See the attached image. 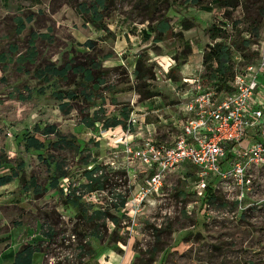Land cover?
<instances>
[{
    "label": "rangeland",
    "instance_id": "1",
    "mask_svg": "<svg viewBox=\"0 0 264 264\" xmlns=\"http://www.w3.org/2000/svg\"><path fill=\"white\" fill-rule=\"evenodd\" d=\"M96 1L0 0V55L5 57L0 58V158L6 160L0 175L17 169L22 161L25 181L33 177L38 191L26 189L18 180L0 186V264L11 261L15 245L28 236L27 243L42 247L47 264H264V163L254 172L253 187L241 204L224 187L215 191L217 199L204 202L194 168L181 163L165 177L158 194L144 198L137 207L134 199L144 182L137 172L142 167L123 158L120 151L112 158L108 143L123 136V131L115 128V135H107L83 124L94 110L111 118L127 107L135 109L139 119L133 132L123 129L132 145L139 141L133 143V135L143 137L148 129L158 139L171 140L180 131L191 94L192 85L184 78L203 82L206 73L201 60L210 43L208 28L226 24L221 40L234 42L231 60L242 67L264 45V14L258 9L264 0H237L235 8L227 9L228 15L212 0H203L211 11L185 0H156V4L153 0H104L98 7ZM94 7L100 14L98 20H92ZM162 14L171 29L156 42L148 26ZM18 17L25 22L20 33L16 32ZM184 20L192 25L186 30L181 26ZM31 31L48 34L36 39L34 62L23 58ZM88 39L93 48L84 45ZM242 39L249 43L243 46ZM11 45L15 53L9 52ZM106 54L108 59L101 61L105 82L94 103L78 93L63 110L48 90L46 94L35 91L34 87L48 82L35 77L36 66L69 60L85 63L92 56L100 60ZM139 54L147 57L155 74L146 81L157 92L149 99L141 100L135 90L133 67ZM49 82L53 88L82 89L79 75ZM36 124L40 128L55 125L58 135L74 140L73 144L54 143L58 136L35 132ZM27 132L52 144L40 151L25 149L22 136ZM112 159L120 167L108 165ZM55 163L64 167L74 186L83 182L88 164H99L105 175L99 203L92 206L82 200L83 210L65 204L62 178L58 188L48 187ZM118 194L127 203L116 209L112 199ZM94 207L107 210L119 223L87 220ZM48 232L51 235L46 237Z\"/></svg>",
    "mask_w": 264,
    "mask_h": 264
},
{
    "label": "built area",
    "instance_id": "2",
    "mask_svg": "<svg viewBox=\"0 0 264 264\" xmlns=\"http://www.w3.org/2000/svg\"><path fill=\"white\" fill-rule=\"evenodd\" d=\"M262 72L264 45L254 62L246 63L234 72L232 89L223 95L199 78H184L183 81L192 85L191 97L185 104L180 131L171 140L158 139L148 129L143 137L134 134L133 143H136L135 139L139 141L132 145L125 135V132H131L117 127L124 135L108 142L111 143L112 158L120 151L123 158L134 160L142 167L137 173L144 176V182L139 185L135 206L138 207L144 198L158 194L165 177L181 163L194 168L198 188L204 190V195L208 186L213 191L224 187L239 204L243 202L253 187L254 172L264 163V104L259 101L264 96L259 94L258 81ZM135 112L134 109L130 116V125L134 127L139 122ZM100 132L115 135V129ZM118 146L120 150L116 149ZM107 164L120 167L115 159ZM82 181L88 182L85 178ZM70 186H74L70 178H62L64 194L70 192ZM79 186L80 182L75 186L77 195L92 205L99 203V189L86 191L80 190ZM112 200L117 202V198Z\"/></svg>",
    "mask_w": 264,
    "mask_h": 264
},
{
    "label": "trees",
    "instance_id": "3",
    "mask_svg": "<svg viewBox=\"0 0 264 264\" xmlns=\"http://www.w3.org/2000/svg\"><path fill=\"white\" fill-rule=\"evenodd\" d=\"M104 0H97V7L98 5H102ZM166 1V0H163ZM186 2L190 3L194 6H199L201 9L206 11H211V6L204 5L203 0H185ZM159 3V2H157ZM214 6L224 9L226 15L229 14L228 8H235L238 5L237 0H212ZM153 4H156V0H153ZM97 7H94L93 14L94 18L92 20H98L100 18V14L97 10ZM259 12L264 14V3L258 7ZM31 17H28L26 21H30ZM16 32L20 33L25 28L24 19L18 17L16 19ZM258 25V21L256 23ZM181 26L184 30L190 28L192 25L185 20L181 22ZM103 29L108 30L107 26H103ZM148 29L151 32H154V36L152 38L153 41L159 42L163 39L164 35L170 31L171 26L167 21L166 15L162 14L159 18L156 19V22L153 25H149ZM226 31V24L223 23L221 25H211L208 28V37L210 39V43L206 45L202 52V65L205 67L206 73L204 74L203 82L211 85L217 93L223 95L225 92L230 91L231 88V80L233 74L236 70L240 69L238 65H233L231 60L232 53L231 49L234 45V42L227 43L222 41L221 39L224 37V32ZM255 35L257 36V27L254 30ZM150 32H147L149 34ZM45 38L48 37L46 33H37L34 31L30 32L29 40H28V49L27 53L23 58L29 62H34V57L37 54L35 41L37 38ZM249 43L248 39H242L243 46H246ZM84 45L88 48H93L94 44L91 39H88L84 42ZM188 46V44H187ZM189 50V49H188ZM16 47L11 45L9 47L10 53H15ZM257 51V50H256ZM255 58L252 60H248L245 62H254L257 54L253 52ZM109 55H103V59H96L95 57H90L89 60L85 63L81 62H74L73 60H69L62 65H56L54 63H47L43 67L36 66L34 68L33 73L35 77L42 81H48L46 84H42L40 86L34 87L37 94H46L47 90L49 94L59 101V107L61 109H65L68 106V100H74L78 97V93H82L83 96L87 99L89 103L93 102V97L97 94V91L100 90L101 85L105 82L104 75L106 73V69L102 67L101 61L108 59ZM1 59H5L3 54L0 55ZM147 57L139 54L134 62L133 67V75L136 80L135 90L138 92L139 98L142 99H149L157 95V92L148 88V83L146 82L149 79H154V72L152 67L146 63ZM175 65H178L176 63ZM70 75H79V85L82 86L80 91H77L76 88L70 89H61V88H53V83L49 84L50 80H66L69 78ZM142 88V90L138 88ZM101 97V96H100ZM67 99V101H64ZM100 109V107L98 108ZM134 109L123 107L118 116H114L111 118L102 117L98 115L99 110H94L92 116L89 119L83 120V124L85 127H94L98 128V131L104 129H115L117 127H121L122 129L129 130V132H133L134 126L130 125V116ZM35 132L49 135L55 134L58 136V140L54 143L56 144H64V145H72L74 140L67 139L66 136H59L58 130L55 125L47 124L43 128H40L38 124H36L33 128ZM99 135V134H98ZM22 141L25 149H33V150H43L48 145L52 144L51 141H45L37 136L34 133H24L22 136ZM48 158H46L47 161ZM48 162V161H47ZM6 163L5 158H0V167ZM49 163V162H48ZM88 163V162H85ZM83 172V178L87 179L88 182H80V186L78 187L80 190L91 191L95 189H102L103 183L105 181V175L100 173L101 166L99 164H93L89 166ZM24 168L23 162L18 163L17 169H13L11 172L7 174L0 175V186L8 184L14 180H18L23 183V187L26 189L32 187L36 193L38 191L35 189V181L33 177H30L29 182L27 183L22 175ZM54 173L50 177V181L48 183V187L51 189L58 188L59 186V179L64 177H69L68 172L64 169V167L59 164L55 163L53 166ZM70 192L68 194H64V203L68 204L72 207H76L78 209H82L81 201L83 200L81 196L76 194L77 188L75 186H70ZM216 190L213 191L210 186L206 188L205 195L203 197L204 202L207 204L213 202L217 199V195L215 193ZM117 198L119 201L113 204L114 208H120L126 202V197L122 194H118ZM246 200L244 198L243 202ZM84 201V200H83ZM86 203H88L86 201ZM89 204V203H88ZM93 206V205H92ZM95 208V207H94ZM96 210L92 211L91 214L87 215V220L94 222L97 219L102 220L105 222L106 219H109L113 225H117L119 223V219L109 214V212L105 209L95 208ZM95 223V222H94ZM102 225V224H101ZM156 232L159 231V228L154 227ZM51 233H45V236H50ZM9 236V235H8ZM35 252H43L42 247L36 243H26L19 247V249L15 252L13 260L11 264H32V258ZM135 264H138L137 262Z\"/></svg>",
    "mask_w": 264,
    "mask_h": 264
},
{
    "label": "crops",
    "instance_id": "4",
    "mask_svg": "<svg viewBox=\"0 0 264 264\" xmlns=\"http://www.w3.org/2000/svg\"><path fill=\"white\" fill-rule=\"evenodd\" d=\"M258 81H259V90H261V93H259V94L264 96V85L262 83V82H264V72H262L259 75ZM190 97H191V94L189 95V99H190ZM259 101H261L264 104V97L261 100L259 99ZM250 134H252V133H250ZM250 134H249V136H250ZM251 136H253V135H251ZM251 139H252V137H251ZM245 143L247 144L248 141H245ZM3 186H5V185H3ZM28 241H30V236H28L26 240H23V241L19 242L18 244H16L15 249L12 252V257H14V254L19 249V247L21 245H23L24 243H27ZM12 260H13V258L11 259V261H9L8 263H5V264H11ZM32 264H47L45 259H43V252H35L34 253L33 258H32Z\"/></svg>",
    "mask_w": 264,
    "mask_h": 264
}]
</instances>
